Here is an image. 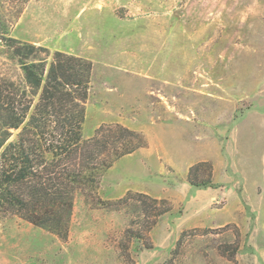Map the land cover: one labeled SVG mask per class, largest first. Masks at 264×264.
Listing matches in <instances>:
<instances>
[{"label": "rangeland", "instance_id": "obj_1", "mask_svg": "<svg viewBox=\"0 0 264 264\" xmlns=\"http://www.w3.org/2000/svg\"><path fill=\"white\" fill-rule=\"evenodd\" d=\"M8 44L90 63L83 139L147 146L78 189L66 238L0 212V264H264V0H0V76L23 84ZM129 192L170 211L153 226L164 205Z\"/></svg>", "mask_w": 264, "mask_h": 264}, {"label": "trees", "instance_id": "obj_2", "mask_svg": "<svg viewBox=\"0 0 264 264\" xmlns=\"http://www.w3.org/2000/svg\"><path fill=\"white\" fill-rule=\"evenodd\" d=\"M7 46L19 58L25 83L0 76V212L36 227L51 226L66 238L78 189L121 158L145 148L147 142L121 125L100 128L95 137L83 139L92 65L56 52L48 67L47 59L26 61V49L33 54L44 48ZM13 131L18 132L16 141H10ZM195 168L188 182L212 187V167L210 178L201 181L192 178ZM130 195L164 205L154 213L153 226L170 211L165 200L144 193Z\"/></svg>", "mask_w": 264, "mask_h": 264}]
</instances>
